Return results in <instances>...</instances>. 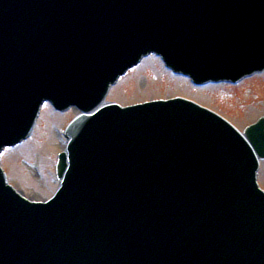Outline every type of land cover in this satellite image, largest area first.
<instances>
[{
    "label": "water",
    "instance_id": "1",
    "mask_svg": "<svg viewBox=\"0 0 264 264\" xmlns=\"http://www.w3.org/2000/svg\"><path fill=\"white\" fill-rule=\"evenodd\" d=\"M152 51L198 81L264 68V0H0V152L45 100L91 111ZM68 133L48 203L0 167V264H264L258 161L229 123L177 99ZM246 135L264 157V118Z\"/></svg>",
    "mask_w": 264,
    "mask_h": 264
},
{
    "label": "rangeland",
    "instance_id": "2",
    "mask_svg": "<svg viewBox=\"0 0 264 264\" xmlns=\"http://www.w3.org/2000/svg\"><path fill=\"white\" fill-rule=\"evenodd\" d=\"M175 95L189 96L209 105L229 117L242 130L264 115V75L237 86L209 85L195 88L187 80L166 71L161 62L153 57L123 77L112 88L108 99L130 104ZM76 113L72 109L59 115L46 105L33 136L4 152L1 163L11 183L28 197L44 200L56 190V157L65 146L62 132L59 138V128L63 129ZM259 181L264 187V162Z\"/></svg>",
    "mask_w": 264,
    "mask_h": 264
},
{
    "label": "bare ground",
    "instance_id": "3",
    "mask_svg": "<svg viewBox=\"0 0 264 264\" xmlns=\"http://www.w3.org/2000/svg\"><path fill=\"white\" fill-rule=\"evenodd\" d=\"M119 83V82H118Z\"/></svg>",
    "mask_w": 264,
    "mask_h": 264
}]
</instances>
